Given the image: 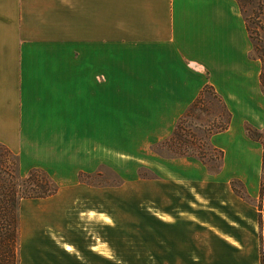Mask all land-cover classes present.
Listing matches in <instances>:
<instances>
[{
    "label": "crops",
    "instance_id": "0c3cea01",
    "mask_svg": "<svg viewBox=\"0 0 264 264\" xmlns=\"http://www.w3.org/2000/svg\"><path fill=\"white\" fill-rule=\"evenodd\" d=\"M252 50L237 0H0V144L59 187L21 201L19 264H264ZM207 84L232 115L210 138L221 172L179 157L121 188L81 179L119 155L146 159ZM122 191L143 201L119 204Z\"/></svg>",
    "mask_w": 264,
    "mask_h": 264
},
{
    "label": "rangeland",
    "instance_id": "374dc122",
    "mask_svg": "<svg viewBox=\"0 0 264 264\" xmlns=\"http://www.w3.org/2000/svg\"><path fill=\"white\" fill-rule=\"evenodd\" d=\"M239 6L247 22V28L252 41V56L262 60L264 74V0H239ZM227 117L228 115L221 97L215 90H208L204 93L197 106L192 108L190 114L182 124L180 136L174 141L164 143L158 148L156 147L158 143H155L152 146V150L146 153L144 157L146 159L130 158L119 155V158H123V160H121L124 161L123 163L113 167L101 166L95 172V175L89 177H87V175H81V179L91 184L104 183V181L99 180V177H97L98 174H101L110 177L111 181L109 182L121 188L125 184V182H123V178L125 177H129L130 179L137 177H156L158 172L157 162L163 158H179L181 157L177 154L179 151L193 155L194 157L192 158L199 162L200 158L203 159L207 164L205 166L208 172L213 174L221 172L222 159L219 154L214 151L210 136L221 124L226 122ZM241 120L240 117L237 118V128H239ZM247 127L253 128V125L245 123V128ZM260 140L264 142V134L260 136ZM0 154L2 155L1 158L4 160L7 159L8 162V168H4V170L12 173L13 169H15V166L12 164L14 158L8 155L6 149L2 146H0ZM32 168L23 166L20 161V174L22 176L27 175ZM57 173L59 174L56 175L58 178L65 175V171L63 170L57 171ZM261 181V194L255 202L259 208L263 207L264 202V159ZM235 189L241 193L246 200H249L244 185L237 182L235 183ZM118 199L119 204H126L125 202L129 204L132 202L133 204H138L143 201V199L137 195L130 198L124 191L119 192ZM0 264L3 263L0 262Z\"/></svg>",
    "mask_w": 264,
    "mask_h": 264
},
{
    "label": "trees",
    "instance_id": "16d2710c",
    "mask_svg": "<svg viewBox=\"0 0 264 264\" xmlns=\"http://www.w3.org/2000/svg\"><path fill=\"white\" fill-rule=\"evenodd\" d=\"M237 2L239 4V0H237ZM263 75L264 74H262V84L264 88ZM208 90H214L213 86L207 84L203 88L199 97L179 119L172 136L167 140L159 142L156 146L157 148L161 147L164 143L174 141L180 136L182 124L186 117L190 114L192 108L197 106L204 93ZM224 108L228 115L226 122L221 124L215 132L211 133L210 138L216 133L227 130L231 124L232 115L225 103ZM246 132L253 140H260V136L264 134V131L252 127H247ZM0 146L4 147L7 154L12 156L15 161V163L14 161L12 162L15 169H13L12 173H9V171L4 170V168H8L7 159H5L6 161L2 159V155L0 154V262L3 264H19V208L21 201L23 199H41L53 196L57 194L59 187L53 177L42 168H33L27 175L22 176L20 174V160L18 155L10 151L4 145L0 144ZM213 149L219 154L223 161L224 152L216 147H213ZM177 154L181 157H194L182 151L177 152ZM200 161L207 165L203 159L200 158Z\"/></svg>",
    "mask_w": 264,
    "mask_h": 264
}]
</instances>
